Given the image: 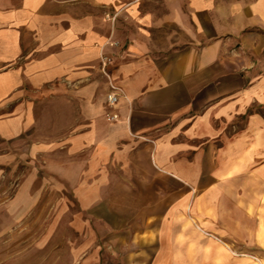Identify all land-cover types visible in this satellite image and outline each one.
Returning a JSON list of instances; mask_svg holds the SVG:
<instances>
[{"label":"crops","instance_id":"1","mask_svg":"<svg viewBox=\"0 0 264 264\" xmlns=\"http://www.w3.org/2000/svg\"><path fill=\"white\" fill-rule=\"evenodd\" d=\"M59 226L76 263L264 264V0H0V264Z\"/></svg>","mask_w":264,"mask_h":264},{"label":"rangeland","instance_id":"2","mask_svg":"<svg viewBox=\"0 0 264 264\" xmlns=\"http://www.w3.org/2000/svg\"><path fill=\"white\" fill-rule=\"evenodd\" d=\"M47 217L50 216V209L47 210ZM49 213V214H48ZM48 227V226H47ZM68 231V230H67ZM49 232H52L50 229L47 231L46 234V246L45 250L42 251V254L45 253L44 256L38 257L36 255L37 249H34L33 247L30 248V252L28 256H21V257H14L8 260L7 264H39V260L42 261L41 264H83L84 262L82 260H79L78 263H76L75 259L73 260L70 257V244L71 242L64 237H68V232H64L62 230V227L59 226L57 231V241H54L52 239V236L49 237ZM37 229L34 231V235L30 239V244L37 245ZM56 242V243H55ZM41 252V250H40ZM82 261V262H81Z\"/></svg>","mask_w":264,"mask_h":264},{"label":"built area","instance_id":"3","mask_svg":"<svg viewBox=\"0 0 264 264\" xmlns=\"http://www.w3.org/2000/svg\"><path fill=\"white\" fill-rule=\"evenodd\" d=\"M107 65H108L107 58H102L101 59V67L103 69V74H105V75H106V73H105L104 69L107 67ZM120 97H123L122 90L111 83L110 84V92L106 95V103H107L108 108L113 109L116 106V104L118 103V100ZM107 117L110 121H117L118 120V115L115 113H109L107 115Z\"/></svg>","mask_w":264,"mask_h":264}]
</instances>
